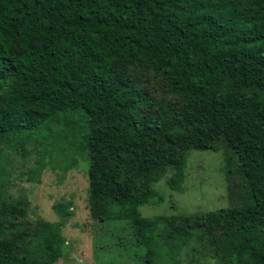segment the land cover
<instances>
[{"label": "trees", "instance_id": "obj_1", "mask_svg": "<svg viewBox=\"0 0 264 264\" xmlns=\"http://www.w3.org/2000/svg\"><path fill=\"white\" fill-rule=\"evenodd\" d=\"M0 140L81 154L90 217L130 221L145 264L159 223L218 264H264V0H0ZM220 144L245 201L141 216L168 170L176 188L189 152ZM25 206L0 200V264H54L69 211Z\"/></svg>", "mask_w": 264, "mask_h": 264}, {"label": "rangeland", "instance_id": "obj_2", "mask_svg": "<svg viewBox=\"0 0 264 264\" xmlns=\"http://www.w3.org/2000/svg\"><path fill=\"white\" fill-rule=\"evenodd\" d=\"M13 144L14 147L0 140V191H4L0 200H24L29 219L58 221L59 206L69 211L62 219V256L54 264H145L146 249L130 221H98L90 217L87 161L81 154L70 149H51L42 154L41 147L33 141H24L22 147ZM224 151L222 144L216 151L191 150L183 178L175 183L177 187L166 184L168 170L156 182V196L151 200L161 199L139 206L141 216L199 213L245 201L246 189L236 164L231 160L230 167H225ZM37 159L42 161L40 169ZM155 233L160 258L153 259V264H218L194 235L187 240L174 233L169 235L161 223Z\"/></svg>", "mask_w": 264, "mask_h": 264}]
</instances>
